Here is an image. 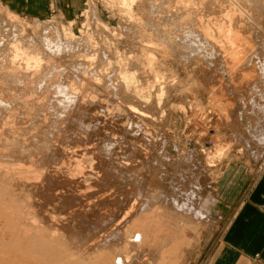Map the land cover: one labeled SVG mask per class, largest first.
Segmentation results:
<instances>
[{
	"label": "rangeland",
	"instance_id": "obj_1",
	"mask_svg": "<svg viewBox=\"0 0 264 264\" xmlns=\"http://www.w3.org/2000/svg\"><path fill=\"white\" fill-rule=\"evenodd\" d=\"M211 1L0 0V245L12 212L88 259L167 205L196 222L182 264L210 263L264 170V2ZM195 20L221 53L183 43ZM135 239L114 259L150 264Z\"/></svg>",
	"mask_w": 264,
	"mask_h": 264
},
{
	"label": "bare ground",
	"instance_id": "obj_2",
	"mask_svg": "<svg viewBox=\"0 0 264 264\" xmlns=\"http://www.w3.org/2000/svg\"><path fill=\"white\" fill-rule=\"evenodd\" d=\"M125 1V0H124ZM127 1V0H126ZM173 1V0H172ZM175 1V0H174ZM191 1V0H190ZM218 0H212L211 2L217 3ZM246 4H251V2H264V0H242ZM183 2V1H182ZM210 2V3H211ZM239 2V1H238ZM241 2V1H240ZM171 3V2H170ZM235 3V2H234ZM241 3L240 5L244 4ZM126 4V3H125ZM166 4V3H165ZM212 4V3H211ZM222 4V2H221ZM264 4V3H263ZM180 5V4H179ZM178 5V6H179ZM207 5V4H206ZM214 5V3H213ZM216 5V4H215ZM136 6V5H135ZM183 7V6H182ZM241 7V6H240ZM209 8V6H208ZM210 9V8H209ZM184 10V9H181ZM186 11V10H185ZM210 11V10H208ZM216 11V10H215ZM226 11V10H225ZM257 11V10H256ZM224 12V11H223ZM188 14V13H187ZM202 14V13H201ZM133 15V14H132ZM228 15V14H227ZM196 19V18H195ZM189 20V19H188ZM184 21V19L182 20ZM187 22V21H185ZM191 21L187 22L190 23ZM194 22V21H193ZM200 23V22H199ZM203 23V22H202ZM209 23V22H208ZM186 24V25H187ZM194 24V23H192ZM178 27H182L179 26ZM197 25L196 29L191 28L186 31L185 36L183 38V43H185L188 46L193 47V51H200L205 46L213 48L212 53H218L219 49L218 45L214 42V40L210 37V33L206 32V30L199 29L198 22L195 20V24ZM259 25V24H258ZM190 26V24L188 25ZM210 26V25H209ZM189 28V27H188ZM213 28V27H212ZM215 29V28H214ZM236 29V28H235ZM175 30V29H174ZM177 31V30H175ZM172 31H168L169 35ZM178 32V31H177ZM185 32V31H184ZM182 32V33H184ZM239 32V31H238ZM255 32V31H254ZM249 33V32H248ZM180 34V33H177ZM256 34V33H255ZM68 35V34H67ZM176 35V34H175ZM184 35V34H183ZM189 35V36H188ZM212 35V34H211ZM254 35V34H253ZM164 36V35H163ZM174 36V35H173ZM71 37V36H70ZM69 37V39H70ZM166 37V35H165ZM176 37V36H174ZM173 37V38H174ZM256 37V36H255ZM62 38H64L63 34L57 30L55 39L49 41V45L51 48L57 51H61L64 49V47H67V45H70L71 43H64L62 41ZM180 38V37H179ZM52 39V38H51ZM166 39V38H165ZM178 39V38H177ZM215 39V38H214ZM222 39V38H221ZM50 40V39H49ZM164 40V39H163ZM163 40H161L163 42ZM169 40V39H168ZM171 40V39H170ZM169 40V41H170ZM242 40V39H241ZM165 41V40H164ZM167 41V40H166ZM172 41V40H171ZM174 41V40H173ZM177 41V40H176ZM178 42V41H177ZM175 43V42H174ZM218 43V42H217ZM245 43V42H244ZM248 43V42H247ZM44 44V43H43ZM42 44V45H43ZM166 44V43H165ZM164 44V45H165ZM253 44V43H252ZM66 45V46H65ZM163 45V44H162ZM168 48L172 49L173 51V45L172 43H168ZM176 45V44H175ZM244 45V44H243ZM242 45V46H243ZM177 46V45H176ZM224 46V45H223ZM241 46V47H242ZM254 46V45H253ZM264 46V45H263ZM191 47V48H192ZM240 47V46H239ZM189 48V47H188ZM190 48V49H191ZM220 48V47H219ZM10 49V48H9ZM16 49V48H15ZM65 49V50H66ZM221 49V48H220ZM259 49V48H258ZM18 50V49H17ZM218 50V52H217ZM232 50V49H231ZM242 50V49H241ZM166 51V50H165ZM176 51V50H175ZM9 52V51H8ZM226 52V51H225ZM232 52V51H231ZM235 52V51H234ZM242 52V51H241ZM262 54H264V50H262ZM180 53V52H179ZM208 53V52H207ZM221 53V51H220ZM258 53V52H256ZM216 54V55H218ZM17 55V54H16ZM15 55V56H16ZM185 55V54H184ZM14 56V55H13ZM14 56V58H15ZM11 57V56H10ZM152 57V56H151ZM13 58V59H14ZM17 58V56H16ZM19 58V57H18ZM27 58V57H26ZM33 57L28 58L29 61H32ZM35 59V58H34ZM41 59V58H39ZM167 59V58H166ZM27 60V59H26ZM231 60V59H229ZM233 60V59H232ZM231 60V61H232ZM35 63H37V59H35ZM92 61V60H91ZM111 62V61H110ZM225 62V61H224ZM229 62V61H227ZM226 62V63H227ZM234 62V61H233ZM251 62V61H250ZM249 62V63H250ZM28 63V62H27ZM42 63V62H41ZM246 63V62H245ZM232 64V63H231ZM28 65V64H27ZM31 65V64H30ZM38 65V64H37ZM227 66V65H226ZM36 67V66H34ZM38 67V66H37ZM255 67V66H254ZM39 68V67H38ZM227 68V67H226ZM35 69V68H34ZM241 69V68H240ZM244 69V68H243ZM54 70V69H52ZM39 71V70H38ZM252 71V70H250ZM254 71V70H253ZM252 71V72H253ZM27 73V72H26ZM7 74V73H6ZM22 74V72H21ZM33 74V73H32ZM49 74V73H48ZM47 75V74H46ZM54 75V73H53ZM128 75V74H126ZM8 78L11 79H18V82H24L28 81V79H25L24 74H22L23 78H20V73H14L10 72L6 75ZM29 76V75H28ZM49 77V75H47ZM107 76V75H106ZM125 75H123L124 77ZM130 76V74H129ZM133 76V75H132ZM250 76V75H249ZM261 76V75H260ZM27 77V76H26ZM32 77V76H29ZM37 77V75H36ZM39 77V76H38ZM50 77L51 72H50ZM58 77V76H57ZM122 77V76H121ZM126 77V76H125ZM245 77V76H244ZM252 78V77H251ZM262 77H258L254 80L261 79ZM45 79V78H44ZM130 82V78H128ZM127 79V80H128ZM243 79V77H242ZM247 79V78H246ZM126 78L125 81L127 82ZM133 80V79H132ZM243 81V80H242ZM52 82V81H51ZM47 84V83H46ZM103 84V83H102ZM133 85V84H132ZM254 85V84H253ZM47 86V85H46ZM58 86V85H57ZM69 86V85H68ZM137 86V85H136ZM255 86V85H254ZM253 86V87H254ZM259 86V94H264V88H261V85ZM264 86V85H262ZM61 87V86H60ZM58 89H62V88ZM196 88V87H195ZM256 88V86H255ZM257 88V90H258ZM57 89V88H56ZM74 89V88H72ZM76 89V88H75ZM64 92V100H73V94H65V91L68 92L67 89H62ZM193 90V89H192ZM239 90V89H238ZM40 91V90H38ZM70 91V90H69ZM74 90H72L73 92ZM60 92V90H59ZM136 92V91H135ZM255 93V92H254ZM234 94V93H233ZM257 94V95H259ZM39 95V94H38ZM242 95V94H240ZM256 95V94H255ZM243 100V99H242ZM241 102V101H240ZM251 104V103H250ZM238 105V104H237ZM242 106V105H241ZM236 107V105H235ZM240 107V106H239ZM246 107V106H245ZM42 108V107H41ZM261 109V108H260ZM228 110V109H227ZM232 112V111H231ZM248 114V113H247ZM240 119V118H239ZM250 121V120H249ZM247 120L249 123L248 133L252 132L250 134H255V129L253 126L254 122L251 123ZM257 121L255 124L258 125L259 122H262V125L264 124V120L262 117L259 116L257 118ZM253 125V126H252ZM256 125V126H257ZM253 127V129L251 128ZM251 128V130H250ZM21 132V131H20ZM249 134V135H250ZM21 135V134H20ZM15 136V135H14ZM37 147V146H36ZM42 147V146H40ZM39 147V148H40ZM43 148V147H42ZM45 149V148H43ZM48 149V148H47ZM42 150V149H40ZM28 153V152H27ZM47 160V158H46ZM36 169V168H35ZM124 170V169H123ZM135 171V170H134ZM131 172V171H130ZM127 176V175H126ZM8 177V176H7ZM25 182V181H24ZM153 195V194H152ZM159 196V195H158ZM2 197V194L0 195ZM149 202V201H148ZM178 202V201H177ZM180 202V201H179ZM150 203V202H149ZM165 201H163V204ZM176 203V202H175ZM146 204V203H145ZM174 204V203H173ZM180 204V203H179ZM150 205V204H149ZM166 203L164 204V206ZM167 206V205H166ZM163 208H153L150 209L149 212L144 211L143 216L139 220H134L133 222L129 223L123 233H121L119 236L117 235L112 243L109 242L106 245L101 246L99 249L95 250L88 259L82 256L81 252V246L79 245V248L77 250L79 253H66V251L58 249H54L51 242H49L46 239H43L41 236L38 235V233L34 232L32 229L26 230L21 223L22 217L16 216L12 219L13 213H9V222H7L6 226L8 231L4 232V235L1 237V245H0V264H133L135 261H128L126 258L123 259L117 258L114 259L115 255L118 254L119 249L123 245L128 244V240L132 237V232L136 233V239L139 240L140 246H145L148 244H151L154 248L153 251H151L152 261L150 264H182V258H181V248L189 242L187 241L188 238L186 236L185 231L192 227V223L196 224V222H193L194 220H189L188 214L183 213L182 215L173 214L167 207ZM174 206V205H173ZM150 207V206H149ZM152 208V207H151ZM191 211V210H190ZM188 223V225H187ZM185 225L187 227L185 228ZM45 226V225H44ZM32 227V226H31ZM91 231V230H90ZM140 235L141 237H139ZM104 239V238H103ZM60 245V244H59ZM99 245V244H98ZM91 249V248H90ZM76 251V250H74ZM73 251V252H74ZM77 251V252H78ZM93 252V251H92ZM120 257V256H119Z\"/></svg>",
	"mask_w": 264,
	"mask_h": 264
},
{
	"label": "crops",
	"instance_id": "obj_3",
	"mask_svg": "<svg viewBox=\"0 0 264 264\" xmlns=\"http://www.w3.org/2000/svg\"><path fill=\"white\" fill-rule=\"evenodd\" d=\"M209 264H264V170L244 195Z\"/></svg>",
	"mask_w": 264,
	"mask_h": 264
}]
</instances>
